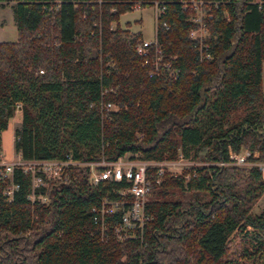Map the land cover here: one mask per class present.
I'll use <instances>...</instances> for the list:
<instances>
[{
    "label": "trees",
    "instance_id": "1",
    "mask_svg": "<svg viewBox=\"0 0 264 264\" xmlns=\"http://www.w3.org/2000/svg\"><path fill=\"white\" fill-rule=\"evenodd\" d=\"M188 1L13 0L17 37L0 41V151L20 109L13 149L24 160L181 154L206 163L165 169L147 194V220L123 239L112 226L119 213L105 215L101 232L97 208L128 182L92 184L87 166H73L39 204L27 198L30 174L16 168L19 190L10 201L0 194V264H264V212H252L260 172L216 163L244 147L264 160V0H204V60L188 36ZM154 3L163 8L155 35L176 77L149 76L135 51L140 31L119 23Z\"/></svg>",
    "mask_w": 264,
    "mask_h": 264
},
{
    "label": "built area",
    "instance_id": "2",
    "mask_svg": "<svg viewBox=\"0 0 264 264\" xmlns=\"http://www.w3.org/2000/svg\"><path fill=\"white\" fill-rule=\"evenodd\" d=\"M194 14L191 21L195 26L188 31V36L196 41L193 44L198 51L199 60L209 59L211 53L205 41L208 35L206 18L211 17L208 7L204 0L188 1ZM155 4V14L163 10L157 3ZM135 6H138L137 4ZM155 16V18H156ZM165 25V23H163ZM136 53L142 58V64L148 66V75L157 76L166 73L168 76L176 77L178 68H172L170 60H163L161 48L155 39L148 41L141 38L135 45ZM42 71V70H40ZM20 104L18 105V108ZM105 108L115 109L116 104L111 102L105 103ZM229 159L227 161L216 162L219 165H248L256 167L264 181V160L257 159L258 152L245 149L243 151H228ZM181 154L175 160H126L123 157L115 161H80L73 159L69 154L64 158L53 159H29L24 160L17 153L16 159L6 160L0 152V194L7 200H12L15 192L19 190V183L14 179V170L19 168L24 173L31 176V187L27 198L32 203H46L48 196L46 189L50 182L66 180L69 177V169L73 166L88 167V181L97 184L101 181L124 180L128 182V186L115 189L118 198L109 199L104 197L100 206L97 208L99 212V227L103 232L106 228L105 215H113L119 213V220L114 221L113 231L117 239L131 237V233L135 228H141L148 216L145 210L147 194L151 190L153 184L161 182V176L164 170L169 171L170 168L179 164L190 163L185 162Z\"/></svg>",
    "mask_w": 264,
    "mask_h": 264
},
{
    "label": "rangeland",
    "instance_id": "3",
    "mask_svg": "<svg viewBox=\"0 0 264 264\" xmlns=\"http://www.w3.org/2000/svg\"><path fill=\"white\" fill-rule=\"evenodd\" d=\"M13 0H9L8 2H0V41L1 40H14L17 37V31L14 21V16L12 13L11 4ZM135 6L132 10L126 11L120 14L119 23L121 27H125L126 22L129 23L128 27L130 30H140L142 33V38L148 41H152L155 39V4L147 5V6ZM112 27L115 26V23L111 24ZM262 88L264 92V61H262ZM15 116L12 120L13 122H17L20 115L17 112H14ZM11 128L10 125L7 126L5 130L1 132V153L6 160L16 159L17 153L12 148L11 141ZM14 139V134H13ZM247 149L244 147L241 151ZM126 160H132V155L127 154L123 156ZM184 161L190 162L187 164H179L176 167L170 168V172L180 173L183 168H190L192 165L201 166L205 164L204 161H194L192 159L184 158ZM187 159V160H186ZM237 166H248V165H237ZM264 208V193L257 200L255 205L252 208L253 213H258Z\"/></svg>",
    "mask_w": 264,
    "mask_h": 264
},
{
    "label": "crops",
    "instance_id": "4",
    "mask_svg": "<svg viewBox=\"0 0 264 264\" xmlns=\"http://www.w3.org/2000/svg\"><path fill=\"white\" fill-rule=\"evenodd\" d=\"M131 31H134V30H131ZM135 31H140V30H135ZM141 33V31H140ZM141 36H142V33H141ZM15 40V39H14ZM9 41H12V40H9ZM263 89V88H262ZM15 112H17L20 117L19 119L17 120V122H13L12 120L14 119V116H15V113L14 115L9 119L8 121V126L10 125V128H11V141H12V148H13V134H14V129L19 125L20 121H21V110L20 109H17ZM127 155V154H126ZM124 155V156H126ZM131 155V154H130ZM136 158H132V160H135ZM262 212H264V208L261 210ZM260 211V212H261Z\"/></svg>",
    "mask_w": 264,
    "mask_h": 264
}]
</instances>
